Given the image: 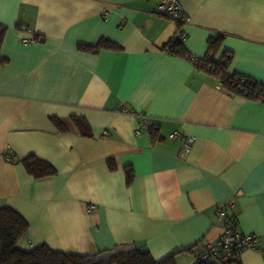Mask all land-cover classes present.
<instances>
[{"label":"crops","instance_id":"1","mask_svg":"<svg viewBox=\"0 0 264 264\" xmlns=\"http://www.w3.org/2000/svg\"><path fill=\"white\" fill-rule=\"evenodd\" d=\"M156 4L0 0V207L28 222L17 242L22 249L138 247L155 261L177 252V264H194L218 240L221 207L241 233L259 237V249L242 250L240 264H264V102L225 90L165 51L176 24L156 14ZM180 4L183 45L193 57L220 36L218 55L232 53L228 70L264 83V0ZM100 38L118 48L77 47ZM72 116L84 117L92 135H81ZM153 121L163 137L156 143L148 131ZM173 131L194 137L188 152L169 138ZM30 153L57 173L34 177L21 162Z\"/></svg>","mask_w":264,"mask_h":264},{"label":"trees","instance_id":"2","mask_svg":"<svg viewBox=\"0 0 264 264\" xmlns=\"http://www.w3.org/2000/svg\"><path fill=\"white\" fill-rule=\"evenodd\" d=\"M5 31V25L0 23V47ZM34 39L42 40L44 37L35 35ZM168 42L169 46L166 48L164 45L163 47L165 51L189 60L197 69L216 77L225 90L248 99L264 102V83L238 72L229 71L232 53L224 51L218 55L222 37H209L207 51L202 57H193L183 43L178 40L171 42L169 40ZM77 47L79 50L88 52H97L102 47L118 48L116 43L106 38H100L95 44L79 43ZM4 60L0 55V62ZM51 119L60 130H66V124L60 118L52 116ZM71 120L81 135H92L90 125L84 117L72 116ZM148 131L152 143L163 140L157 122H150ZM21 162L26 170L36 178L48 177L57 173L56 168L50 162L33 153L24 156ZM108 164L111 169L116 167L112 159L108 160ZM124 171L126 185L129 186L132 183L134 173L129 165L124 167ZM226 220L230 222L235 231H239L235 218L226 216ZM27 230L28 222L17 211L7 206L0 207V264H177V252L155 261L148 250L138 247L91 254L58 251L46 244H39L31 249H22L17 246V242L26 234ZM194 264L221 263L214 259H202L199 256Z\"/></svg>","mask_w":264,"mask_h":264},{"label":"built area","instance_id":"3","mask_svg":"<svg viewBox=\"0 0 264 264\" xmlns=\"http://www.w3.org/2000/svg\"><path fill=\"white\" fill-rule=\"evenodd\" d=\"M154 12L162 17H165L176 24V32L171 37L170 42L178 40L184 43L186 33L183 29V24L187 21V16L182 10L180 0H157ZM168 44L165 45L167 48ZM169 138H178L182 143V151L188 152L194 141L193 136H187L180 131H173L169 134ZM11 151L6 152V157L11 156ZM232 204V201H229ZM90 209L93 205H90ZM217 216L223 221L222 230L216 242L208 243L206 250L201 254L202 259H214L221 264H240V253L245 248L259 249L258 235L254 233H241L235 231L231 227L230 222L226 220L224 211L221 207L217 208Z\"/></svg>","mask_w":264,"mask_h":264}]
</instances>
